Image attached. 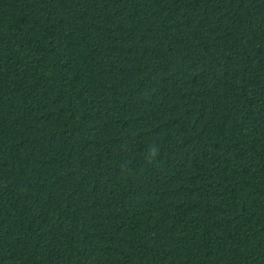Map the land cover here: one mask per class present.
Instances as JSON below:
<instances>
[{
  "label": "trees",
  "instance_id": "16d2710c",
  "mask_svg": "<svg viewBox=\"0 0 264 264\" xmlns=\"http://www.w3.org/2000/svg\"><path fill=\"white\" fill-rule=\"evenodd\" d=\"M0 264H264V0H0Z\"/></svg>",
  "mask_w": 264,
  "mask_h": 264
}]
</instances>
